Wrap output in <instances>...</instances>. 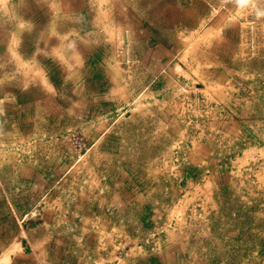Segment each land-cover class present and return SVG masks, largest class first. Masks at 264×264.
I'll list each match as a JSON object with an SVG mask.
<instances>
[{
    "label": "crops",
    "instance_id": "0c3cea01",
    "mask_svg": "<svg viewBox=\"0 0 264 264\" xmlns=\"http://www.w3.org/2000/svg\"><path fill=\"white\" fill-rule=\"evenodd\" d=\"M0 5L11 16L5 42L21 54L0 84V171L12 167L15 186L29 187L28 201L0 198V220L30 235L31 263L197 264L195 244L167 223L165 180L151 172L147 148L181 138L186 87L231 106L243 17L264 0H46L41 15L38 0ZM48 25L57 37L42 35ZM74 129L92 144L80 160ZM207 151L195 140L189 164Z\"/></svg>",
    "mask_w": 264,
    "mask_h": 264
},
{
    "label": "rangeland",
    "instance_id": "374dc122",
    "mask_svg": "<svg viewBox=\"0 0 264 264\" xmlns=\"http://www.w3.org/2000/svg\"><path fill=\"white\" fill-rule=\"evenodd\" d=\"M45 1L38 0L39 15L45 12ZM246 14L248 18L243 17L247 26L245 47L239 52L238 64L234 65H238L237 74L231 79V83H236L235 89L227 92L231 106L216 107L215 102H206V92L186 87L187 91L181 94L183 107L180 109L183 117L187 116L180 129L181 138L167 137L165 147L161 139L156 140L159 146L147 148V161L153 162L156 168L151 172L159 182L165 180V186L160 183L159 196L167 201L166 220L169 218L177 224L184 243L195 244V252L188 249L187 253H196L197 264H206V260L219 257L227 259L229 264H264V10ZM4 19H11L7 9L0 10L2 87L7 74L13 71L7 67H12L14 61L20 66L21 58L15 45L13 53V42L11 48L5 42ZM42 30V35L48 32L57 37L51 25ZM17 46L19 48V44ZM28 65L25 60L21 61L22 67ZM222 113L226 114L223 119ZM206 116L211 120H205ZM77 134L89 145L81 154L72 143ZM68 140L79 160L92 148L82 130L70 131ZM195 140L209 151L197 165L189 164V147ZM13 174L12 167L0 171V183L4 184L0 186V198L28 201L29 187L15 186ZM36 212L35 206V215ZM0 221H4L5 228V234H0V264H32L30 235L13 228L12 219ZM167 223L171 222L167 220ZM29 226L27 220V229ZM114 236L117 242L127 240L124 234ZM136 238L139 236L135 235ZM23 249L26 256L22 253L19 261L17 256ZM120 251L116 252L118 256Z\"/></svg>",
    "mask_w": 264,
    "mask_h": 264
},
{
    "label": "built area",
    "instance_id": "2783aa9c",
    "mask_svg": "<svg viewBox=\"0 0 264 264\" xmlns=\"http://www.w3.org/2000/svg\"><path fill=\"white\" fill-rule=\"evenodd\" d=\"M72 143L74 144V147L78 149L79 153L83 151L84 149L87 150L89 146L86 140L79 134H77L76 136H74V138H72Z\"/></svg>",
    "mask_w": 264,
    "mask_h": 264
}]
</instances>
